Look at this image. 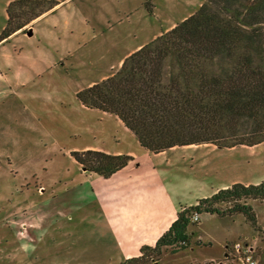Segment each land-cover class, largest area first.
I'll use <instances>...</instances> for the list:
<instances>
[{"label": "rangeland", "instance_id": "374dc122", "mask_svg": "<svg viewBox=\"0 0 264 264\" xmlns=\"http://www.w3.org/2000/svg\"><path fill=\"white\" fill-rule=\"evenodd\" d=\"M19 1L0 0V33L11 3L19 17L14 26L47 7ZM52 1L60 4L0 42V264H121L128 248L109 220L127 192L166 191L179 212L219 187L263 181L264 142L152 154L116 117L85 109L76 98L204 0ZM87 150L134 159L103 179L82 171L70 155ZM243 202L255 214L254 226L243 215L200 214L188 227L185 249L162 248L146 264H216L234 243L252 238L264 255V201Z\"/></svg>", "mask_w": 264, "mask_h": 264}, {"label": "trees", "instance_id": "16d2710c", "mask_svg": "<svg viewBox=\"0 0 264 264\" xmlns=\"http://www.w3.org/2000/svg\"><path fill=\"white\" fill-rule=\"evenodd\" d=\"M35 4L47 7L15 26L13 20L19 17L8 6L0 42L60 2ZM76 98L85 109L116 117L152 154L176 147L211 144L231 149L263 143L264 0H204L196 13L128 55L115 73L79 91ZM70 155L82 171L103 179L133 161L128 155L96 150ZM249 199L264 201V179L255 185L235 183L181 209L154 246H142L137 257L121 264H146L162 248L185 249L194 213L243 215L254 226L255 214L243 202Z\"/></svg>", "mask_w": 264, "mask_h": 264}, {"label": "crops", "instance_id": "0c3cea01", "mask_svg": "<svg viewBox=\"0 0 264 264\" xmlns=\"http://www.w3.org/2000/svg\"><path fill=\"white\" fill-rule=\"evenodd\" d=\"M128 55H126V57ZM126 57H124V59ZM123 60L120 61L119 66L122 64ZM227 187L229 186L214 189L209 195H200L199 199L210 197L216 191ZM140 192L141 193L127 192L123 200L115 201L112 206L113 210L111 211L109 223L111 226L115 225L118 231L124 234L125 241L123 247L128 248L122 260L137 257L139 255V249L142 246H154L160 236L165 233L173 223L178 212L174 207L175 196L168 192H160L158 190L148 191L147 193L141 190ZM180 207L183 206L179 205V208Z\"/></svg>", "mask_w": 264, "mask_h": 264}, {"label": "built area", "instance_id": "2783aa9c", "mask_svg": "<svg viewBox=\"0 0 264 264\" xmlns=\"http://www.w3.org/2000/svg\"><path fill=\"white\" fill-rule=\"evenodd\" d=\"M199 219L200 216L194 213L191 222L198 223ZM209 263L213 264V262ZM216 264H264V255L257 252L254 238L245 239L230 246L228 253L223 255L222 261Z\"/></svg>", "mask_w": 264, "mask_h": 264}, {"label": "water", "instance_id": "95a60500", "mask_svg": "<svg viewBox=\"0 0 264 264\" xmlns=\"http://www.w3.org/2000/svg\"><path fill=\"white\" fill-rule=\"evenodd\" d=\"M27 35H28L29 37L32 36V32L30 31Z\"/></svg>", "mask_w": 264, "mask_h": 264}]
</instances>
